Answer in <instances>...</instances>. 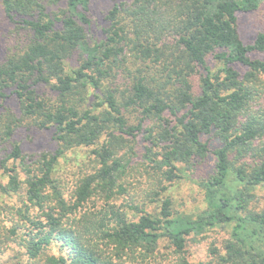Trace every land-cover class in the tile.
Masks as SVG:
<instances>
[{"label": "trees", "instance_id": "obj_1", "mask_svg": "<svg viewBox=\"0 0 264 264\" xmlns=\"http://www.w3.org/2000/svg\"><path fill=\"white\" fill-rule=\"evenodd\" d=\"M260 3L125 0L96 36L93 0H3L23 32L0 60V195L15 200L0 201V256L14 244L12 264H264V31H241ZM31 131L56 149L25 152ZM82 151L70 189L62 173ZM187 171L204 194L195 217L170 194ZM216 226L229 236L191 261L188 237Z\"/></svg>", "mask_w": 264, "mask_h": 264}, {"label": "rangeland", "instance_id": "obj_2", "mask_svg": "<svg viewBox=\"0 0 264 264\" xmlns=\"http://www.w3.org/2000/svg\"><path fill=\"white\" fill-rule=\"evenodd\" d=\"M121 1L125 0H93L92 12L95 20L92 31L96 36H100L102 34L97 23H101L103 21V24L105 25V15L114 3ZM260 1L261 3L257 11L243 15L241 31L247 40H252L258 31H264V0ZM50 9H52V7H50ZM19 32L23 31L20 30ZM19 32L17 30V25L6 15L3 0H0V60H2L7 53L16 48L19 40L22 38ZM40 92L48 93V88L41 87ZM7 104L10 107H16L14 100H10ZM27 138L28 137L24 138V150L28 154L37 155L44 150L54 151L56 149V142L53 139V134L49 131H44L42 133L31 131V139ZM3 148L4 145L0 144V149ZM3 153L4 150H0V157L3 156ZM85 153L87 152L82 151L77 156H72L73 161L70 160L67 164V168L63 170V182L66 181L70 189L74 187L78 174H81L82 172L80 165L77 164L83 163V161L88 159V156ZM137 160H139L138 157ZM203 174L204 171L201 175ZM197 180L198 177L193 175V171H187L182 175L181 179L177 180L176 183L170 187V194L172 195L174 201V212L185 213L189 214L191 217H195L200 214L202 209H204V194L202 189L197 185ZM134 185L136 188H130L131 194L133 195V193L139 192L135 194L134 197L137 196L138 198H141L140 190H142L144 185L141 184L140 188L138 182H133V186ZM257 193L261 197V206H264V187L262 189L259 188ZM123 200L124 197H121L119 201ZM0 201L3 204H6L12 203L15 200L4 198L0 195ZM148 209L151 211L158 209L157 204L149 203ZM229 234L230 230L228 228H222L220 226L206 228L201 234L192 233L188 237L187 241V249L191 261L195 263H206L207 248L210 242H216V244L220 245L221 241L228 237ZM169 243V240L166 238L161 240L157 250V257L165 258L168 255L170 251ZM11 246L12 247H10L4 255L0 256V264H12L16 262V254L19 249L14 244Z\"/></svg>", "mask_w": 264, "mask_h": 264}]
</instances>
